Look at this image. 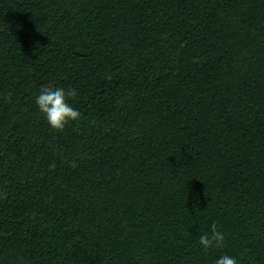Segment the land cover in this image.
<instances>
[{"label":"trees","instance_id":"16d2710c","mask_svg":"<svg viewBox=\"0 0 264 264\" xmlns=\"http://www.w3.org/2000/svg\"><path fill=\"white\" fill-rule=\"evenodd\" d=\"M224 255L264 264V0H0V264Z\"/></svg>","mask_w":264,"mask_h":264},{"label":"clouds","instance_id":"9594fccd","mask_svg":"<svg viewBox=\"0 0 264 264\" xmlns=\"http://www.w3.org/2000/svg\"><path fill=\"white\" fill-rule=\"evenodd\" d=\"M75 96V88L65 90L59 87H41L35 103L38 111L45 116L47 124L52 130L63 132L66 125L80 119L81 113L67 102ZM224 239V235L213 222L210 226V232L200 236L199 243L207 251L213 247H222ZM216 264H237V262L234 258L224 255L216 261Z\"/></svg>","mask_w":264,"mask_h":264}]
</instances>
